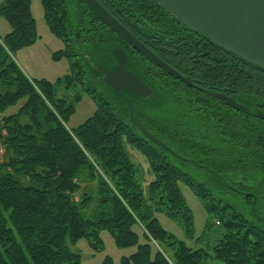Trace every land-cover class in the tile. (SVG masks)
Listing matches in <instances>:
<instances>
[{
    "label": "trees",
    "instance_id": "trees-1",
    "mask_svg": "<svg viewBox=\"0 0 264 264\" xmlns=\"http://www.w3.org/2000/svg\"><path fill=\"white\" fill-rule=\"evenodd\" d=\"M98 2L186 80L114 41L155 98L126 95L123 103L114 97L82 55L112 62L107 27L84 0H41L44 21L65 44L53 56L66 57L70 72L55 82L31 79L13 58L38 36L31 0H4L0 15L12 29L0 36V110L24 102L0 118V264H80L69 244L86 237L98 250L102 229L119 247L136 245L121 264H264V69L202 37L153 0ZM75 32L91 36L73 44ZM59 88L70 95L59 97ZM81 91L97 107L69 130ZM130 105L133 117L178 156L129 120ZM128 148L147 160L154 176L147 191ZM180 183L207 212L196 242L206 237L212 243L190 247L155 218V208L179 218L193 237ZM111 263L108 256L102 262Z\"/></svg>",
    "mask_w": 264,
    "mask_h": 264
},
{
    "label": "water",
    "instance_id": "water-1",
    "mask_svg": "<svg viewBox=\"0 0 264 264\" xmlns=\"http://www.w3.org/2000/svg\"><path fill=\"white\" fill-rule=\"evenodd\" d=\"M168 14L183 22L187 27L198 32L202 37L209 39L223 49L229 50L237 57L245 59L250 64L264 69V0H153ZM89 9L103 22L109 31L115 32L123 41H127L133 48L140 52L146 59L162 68L168 74L180 80H186L174 67L164 62L154 52L147 48L141 41L122 24L112 17L98 0H84ZM79 34L70 39L76 44ZM109 53L112 62L105 63L90 60L87 54H82L92 72L110 89L111 94L123 103L128 102L126 95L151 101L155 91L139 75L129 68V57L122 47L116 43L111 44ZM217 98L229 104L249 111L243 104H239L232 97L221 92L209 91ZM129 120L135 124L146 138L156 145L173 152L166 143L147 131L143 123L133 117L130 105Z\"/></svg>",
    "mask_w": 264,
    "mask_h": 264
},
{
    "label": "rangeland",
    "instance_id": "rangeland-1",
    "mask_svg": "<svg viewBox=\"0 0 264 264\" xmlns=\"http://www.w3.org/2000/svg\"><path fill=\"white\" fill-rule=\"evenodd\" d=\"M3 3L4 0H0V6ZM30 12H32V16L36 23L37 39L33 44L24 46V48L15 51L13 58L19 69H21L27 77L31 79H46L55 82L59 77L62 78L70 72L69 61L66 57L56 59L53 56L58 50L64 49L65 44L63 40L52 33L47 22L44 21V11L41 0H31ZM11 29L12 26L0 15V36L3 37L7 32H10ZM105 91L106 89L101 90V92ZM79 94L81 97L79 101L74 104L75 109L66 122V126L69 130L83 124L84 120L94 114V110L97 107L95 100H92L86 92L81 91ZM69 95L70 94L64 89L59 88V97L67 98ZM23 102L24 100H19L15 105L6 107L4 111L0 110V118L5 115L14 114ZM127 151L138 168L137 177L140 181L141 188L147 191L148 182L154 177L150 172L147 160L143 154H140L132 148H128ZM179 186L181 187L182 196L185 198L188 208L192 211L194 238H189V235L185 232L183 222L179 218L173 219L157 208H155V218H157L160 225L167 232H172L178 240L184 241L190 247L205 246L207 241L208 243H212V239H206V237L198 239V242H196L195 239L203 233L202 229L207 220V212L201 200H199L189 186L183 183H180ZM92 206H94V204ZM141 230L142 228L140 226L135 228V231H138V233ZM98 235L101 239V248L98 250L91 246L90 240L86 237L79 238L74 244H69V248L74 253L80 255V264H102L106 256L111 258V264H121L123 256H129L134 253L136 249V245L123 248L117 246L113 236L104 229L100 230ZM140 241L142 242L141 239ZM165 254L171 259L170 254L168 255L167 252Z\"/></svg>",
    "mask_w": 264,
    "mask_h": 264
},
{
    "label": "flooded vegetation",
    "instance_id": "flooded-vegetation-1",
    "mask_svg": "<svg viewBox=\"0 0 264 264\" xmlns=\"http://www.w3.org/2000/svg\"><path fill=\"white\" fill-rule=\"evenodd\" d=\"M123 26V25H122ZM107 27V26H106ZM124 27V26H123ZM124 28H126V27H124ZM127 29V28H126ZM107 32H108V42H110L111 44H114V43H116V42H114V41H117V42H119L121 45H122V47H123V49L125 50V45H123V43L122 42H125V43H127L128 45H129V47L126 49L127 50V52L128 51H132V52H135V53H139V54H141L140 52H138V51H136L134 48H133V46L131 45V44H129L127 41H123L121 38H120V36H118L115 32H111V33H109V31H108V29L106 30ZM130 31V30H129ZM113 34H115L116 35V37H118L119 38V40L117 39V38H113ZM86 35H88V34H86V33H80V35H79V37L77 38V43L76 44H79L80 45V41H82V43L83 42H85V40L88 38V37H90L91 35H89V36H86ZM136 39H138L137 37H136ZM139 40V39H138ZM140 41V40H139ZM103 43H106V42H104L103 41ZM143 43V42H142ZM117 44V43H116ZM144 44V43H143ZM145 45V44H144ZM147 47V46H146ZM147 48H149V47H147ZM126 50H125V52H126ZM151 50V49H150ZM91 51V50H90ZM142 55V54H141ZM143 56V55H142ZM143 58L144 59H146L144 56H143ZM159 58H161V57H159ZM106 59V58H105ZM162 59V58H161ZM106 61V60H105ZM146 61H148V62H150V63H152L150 60H148V59H146ZM164 61V60H163ZM107 63H109V60L108 61H106ZM165 62V61H164ZM105 63V62H104ZM153 65H155L154 63H152ZM157 68H159L157 65H155ZM173 67V66H172ZM160 70H162L163 72H165V73H167L166 71H164L162 68H159ZM168 74V73H167ZM170 75V74H169ZM171 76H173V75H171ZM175 77V76H174ZM178 79V78H177ZM180 80V79H179ZM182 81V80H181ZM241 193H242V195H248L249 197H251L252 198V201L254 200V198H255V195L254 194H252V192H250V191H241Z\"/></svg>",
    "mask_w": 264,
    "mask_h": 264
},
{
    "label": "crops",
    "instance_id": "crops-1",
    "mask_svg": "<svg viewBox=\"0 0 264 264\" xmlns=\"http://www.w3.org/2000/svg\"><path fill=\"white\" fill-rule=\"evenodd\" d=\"M8 33V32H7Z\"/></svg>",
    "mask_w": 264,
    "mask_h": 264
}]
</instances>
